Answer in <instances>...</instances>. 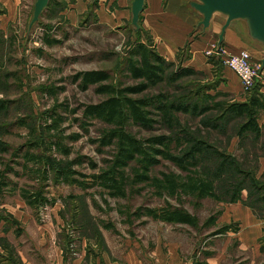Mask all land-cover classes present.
Returning a JSON list of instances; mask_svg holds the SVG:
<instances>
[{
	"label": "rangeland",
	"instance_id": "obj_1",
	"mask_svg": "<svg viewBox=\"0 0 264 264\" xmlns=\"http://www.w3.org/2000/svg\"><path fill=\"white\" fill-rule=\"evenodd\" d=\"M35 1L0 0V149L8 148L0 150V168L13 161L15 151L31 138L50 141L52 136L72 148L70 154L52 151L55 160L66 163L86 155L98 163L95 171L108 166L105 159L113 157L114 146H102L93 140L112 124L82 117L85 104L99 102L107 94L98 92L97 83L81 87L73 76L80 70L101 68L111 73L103 82L135 84L141 79L127 71V59L142 42L166 59V76L144 91L130 94L152 101L147 107L156 121L150 126L130 121L127 128L138 138L171 136L176 141L171 152L195 161L184 169L160 156L152 175L165 177V171L186 177L192 171L213 181L216 196L172 194L165 184L161 189L156 181L132 182L134 173L129 167L133 176L128 180L126 196H113L99 184L83 190L77 184L50 179L46 191L53 203L32 209L22 202L19 189L7 191L0 196V214L3 205L16 211L24 209L32 211L41 223L56 221L54 213H61L64 224L55 223L56 229L61 226L55 231L66 233L71 256L77 252L82 236H88L98 241V251L118 259H124L128 252L132 261L140 264H264V108L257 116L260 131H241L246 115L229 110L231 103L246 101L257 91L264 99L263 83L260 81L257 91L243 87L216 50L218 30H213L204 60L198 62L193 60L192 34L182 32V42L174 46L175 55L169 57L162 53L165 48L149 27L134 33L130 0L125 5L118 0H52L29 30ZM45 37L55 40L48 43ZM246 42L244 47L253 60L261 63L263 46L247 36ZM187 68L193 71L185 73ZM178 73L180 76L173 80ZM165 101L171 107L168 115L159 108ZM62 102L68 108L60 106ZM173 105H188L190 110ZM194 105L210 108L194 112ZM52 110L65 117L56 129L47 127ZM75 132L82 136L72 139ZM74 167L94 171L87 162ZM9 176L24 185H39L27 174L9 172ZM168 205L189 210L197 215L198 223L171 222L141 212L146 206ZM34 229L32 225L20 235L11 230L9 238L0 236V244L7 247V259L0 256V264H21L14 243L23 255L45 260L41 249L35 248Z\"/></svg>",
	"mask_w": 264,
	"mask_h": 264
},
{
	"label": "trees",
	"instance_id": "obj_2",
	"mask_svg": "<svg viewBox=\"0 0 264 264\" xmlns=\"http://www.w3.org/2000/svg\"><path fill=\"white\" fill-rule=\"evenodd\" d=\"M45 40L52 43L55 39L45 37ZM166 70V59L156 50L140 42L131 50V55L127 59V71L134 78L141 79L135 84L118 86L112 82H103L111 77L110 71L106 69L94 68L76 72L73 79L79 81L81 87L88 88L89 85L97 83L98 92L107 94V97L99 102L85 104L82 117H95L112 124V127L93 140L99 141L102 146H114L113 157L105 159L108 166L100 167L99 170L95 171L99 167L98 163L91 158L88 160L86 155H80L66 163H62L59 159L55 160L52 151L70 154L72 152L71 146L63 143L59 137L56 139L52 136L50 141L44 138L37 140L31 138L15 151V159L11 161L13 164L16 163L20 166L21 169H17L11 162H5L4 168H0V196L6 194L7 191L19 189L21 196L33 208L46 203H53L54 200L47 195L46 191L50 179L56 183L77 184L83 189L99 184L105 187L109 194L113 196H126L128 180L133 176L128 171L129 167L134 173L132 182L152 180L156 181L161 189H165L163 185L165 184L172 194L187 192L199 198L208 195L216 196L213 181L203 178L199 174H192V171L186 177L165 171L163 172L165 177L152 175V167L160 161V156L171 159L184 169H188L187 166L195 164V161L171 152L172 144L176 142L171 136L160 134L138 138L127 128L130 121L143 126H150L156 121L152 116V110L147 107L152 104V101H149L146 97H134L130 94L142 92L148 87L163 81ZM192 71L191 68L184 70L185 73ZM179 76L180 73L175 74L172 79H177ZM259 86L260 81H257L250 91H257ZM59 105L68 108V105L63 102ZM173 106L187 111L190 110L188 105ZM159 108L165 109V113L167 112L166 115H168L171 107L165 101ZM209 108L208 106L199 108L198 105H194L192 110L194 112L199 110L205 112ZM262 108H264V99L261 97L260 91H257L246 101L234 102L229 106L230 111L246 115V120L241 125V131H260L257 116ZM54 109L57 110V107ZM55 110L50 111L48 116L51 118V122L47 124L49 129L58 128L65 118L62 113ZM72 110L76 112L77 108ZM80 136H82V133L79 132L71 134L72 139H78ZM37 148H40V151ZM7 149V146H5L0 150L6 151ZM200 151V149H197L196 152L200 153ZM186 159L187 161H185ZM82 162H87L88 166L94 171L87 172L74 167ZM131 162H134L135 165L130 166ZM9 172H13L17 176L27 174L36 179L39 185L21 184L18 180L10 177ZM141 212L171 222H186L192 225L198 223L197 215L178 206L168 205L160 208L146 206L144 211ZM2 244L6 246L4 243ZM2 255L0 252L1 257ZM5 258H7L6 255L3 256V260ZM17 261H19L18 258Z\"/></svg>",
	"mask_w": 264,
	"mask_h": 264
},
{
	"label": "crops",
	"instance_id": "obj_3",
	"mask_svg": "<svg viewBox=\"0 0 264 264\" xmlns=\"http://www.w3.org/2000/svg\"><path fill=\"white\" fill-rule=\"evenodd\" d=\"M118 2L121 5H125L127 0H118ZM129 2L130 4L128 5L131 10V0ZM141 14L140 22L142 28L144 26L151 29L157 41L159 40L160 45H163L165 48V50L163 48L164 51H162V53L169 57L175 55L174 46L182 42L179 40L182 34H192L189 40L191 41L193 60L197 59L198 62L204 60V50H206L212 42L213 30H218L219 37L221 26L225 20L222 16L215 19V16L212 20L211 27L204 30L202 25H199L201 14L189 7L186 0H146L145 7ZM222 44L234 52L245 48L244 46L247 44L246 36L241 27L236 23H232L226 29ZM263 69L264 67L261 69L262 77L260 74L259 81L263 83L262 90L264 92ZM22 199V202L27 205L28 203L26 200L23 197ZM20 205L24 206L22 204ZM62 205L63 204H61V206ZM29 206L33 209L31 205ZM61 206H59V208ZM1 208L3 212L0 214V236L4 239L9 238L8 235L11 230L15 231L17 235H20L27 230L28 226L33 225L35 227V234L33 235L36 244L35 248L41 249L45 255V260L40 261L34 256L23 255L21 250L17 248V244L14 243L16 248L15 255L21 264H41V262H43L42 264H140L133 262L132 254L128 252L125 253L124 259H118L115 255L105 253L103 250L98 251L96 247L98 241L96 242V240L88 236H82L81 240L78 242L79 248L77 252H75V255L71 256L69 255V239L66 240V233H61L62 231L58 233L55 231L61 230L60 225H58L57 229L55 228V223H60L62 226L64 224L61 223L64 221L61 213L60 215L54 213L56 221L39 223L33 217L32 211H26L24 209L16 211L9 207H5V205ZM6 249L7 247L1 243L0 252L3 254L2 259L6 254Z\"/></svg>",
	"mask_w": 264,
	"mask_h": 264
},
{
	"label": "water",
	"instance_id": "obj_4",
	"mask_svg": "<svg viewBox=\"0 0 264 264\" xmlns=\"http://www.w3.org/2000/svg\"><path fill=\"white\" fill-rule=\"evenodd\" d=\"M49 2L50 0L35 1L29 30L40 19ZM145 2L146 0H131V23L134 32L142 27L140 18ZM186 3L201 14L199 25H202L204 30L211 26L217 14L224 17L217 41L218 45L222 44L226 29L232 23L239 22L244 35L264 48V0H186ZM263 67L264 57L261 61V68Z\"/></svg>",
	"mask_w": 264,
	"mask_h": 264
},
{
	"label": "built area",
	"instance_id": "obj_5",
	"mask_svg": "<svg viewBox=\"0 0 264 264\" xmlns=\"http://www.w3.org/2000/svg\"><path fill=\"white\" fill-rule=\"evenodd\" d=\"M216 50L222 53L225 65L235 71L243 87L246 90H251L259 81L262 68L261 63L253 60L250 50L243 48L237 52H232L222 44H217Z\"/></svg>",
	"mask_w": 264,
	"mask_h": 264
}]
</instances>
